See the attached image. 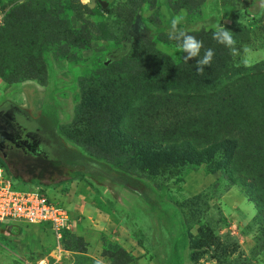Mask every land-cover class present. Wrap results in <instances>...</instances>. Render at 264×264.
I'll use <instances>...</instances> for the list:
<instances>
[{"label":"rangeland","instance_id":"1","mask_svg":"<svg viewBox=\"0 0 264 264\" xmlns=\"http://www.w3.org/2000/svg\"><path fill=\"white\" fill-rule=\"evenodd\" d=\"M255 2L0 0V108L52 161L25 171L22 161L35 159L10 150L0 173L72 217L58 237L42 224H1L0 264H264V12ZM178 16L179 29L203 35L188 62L168 38ZM217 25L235 52L210 39ZM209 48L217 57L193 80ZM220 49L228 64L217 70Z\"/></svg>","mask_w":264,"mask_h":264},{"label":"built area","instance_id":"2","mask_svg":"<svg viewBox=\"0 0 264 264\" xmlns=\"http://www.w3.org/2000/svg\"><path fill=\"white\" fill-rule=\"evenodd\" d=\"M10 221L46 225L58 237L69 228L72 217L67 208L39 189H19L0 173V225ZM34 264H47V261L42 258Z\"/></svg>","mask_w":264,"mask_h":264},{"label":"flooded vegetation","instance_id":"3","mask_svg":"<svg viewBox=\"0 0 264 264\" xmlns=\"http://www.w3.org/2000/svg\"><path fill=\"white\" fill-rule=\"evenodd\" d=\"M25 125V124H24ZM23 125V121L17 118V115L5 108H0V156L5 159L6 152L10 150H20L22 154H29L34 161L26 159L22 161V167L25 171H35L43 173L51 168L52 161L46 158L45 153L38 148V140ZM43 160H50L43 164ZM28 164V165H27ZM43 166L47 167L44 168Z\"/></svg>","mask_w":264,"mask_h":264},{"label":"clouds","instance_id":"4","mask_svg":"<svg viewBox=\"0 0 264 264\" xmlns=\"http://www.w3.org/2000/svg\"><path fill=\"white\" fill-rule=\"evenodd\" d=\"M259 11L264 12V0H256L252 5ZM181 17H175L171 21L170 31L168 33L169 40L175 41L174 50L179 52V58L183 59L184 62H188L191 58H196L200 56V50L203 47V42L198 40L195 36L187 34L186 31L179 29L178 25L181 23ZM243 18L238 21L242 23ZM212 38L219 44L224 45L233 52L236 51L235 44L236 41L232 35V32L226 29L224 26L217 25V30L213 33ZM247 52L248 49H245ZM215 53L214 50L209 48L205 50L204 55L196 60V72L199 75H203L205 71V66H210ZM245 65L250 66L245 60Z\"/></svg>","mask_w":264,"mask_h":264},{"label":"trees","instance_id":"5","mask_svg":"<svg viewBox=\"0 0 264 264\" xmlns=\"http://www.w3.org/2000/svg\"><path fill=\"white\" fill-rule=\"evenodd\" d=\"M193 36H195L198 40H202L203 38H202V34L201 33H195V34H193ZM209 36H210V39H211V36H213V34L212 33H210L209 34ZM125 49H127V48H125ZM221 50V49H220ZM125 53H126V51H124V53H123V51H121L119 54H116V55H114L113 56V59H115V60H118V59H120L122 56H124L125 55ZM216 57H217V54L215 55ZM219 56H220V60H219ZM216 57H215V59H216ZM224 57H226V55H225V51L224 50H221V53L219 54L218 53V60H217V65L215 66L216 68H217V70H221V69H225L226 68V65L228 64V60H226L225 61V58ZM196 70V69H195ZM195 71H193L192 72V75H191V78L193 79V80H198L197 78H200V77H202L203 75H198L197 74V72L195 73ZM253 90H254V87L252 88ZM242 137H243V133H241V139H242ZM74 157H81V156H79L76 152H73V151H71L70 152ZM54 161H57L58 163L59 162H63L62 160H61V158H54ZM6 170V169H5ZM7 172V171H6ZM15 176V175H14ZM118 176H119V183H121V184H123L124 186H126V187H128V188H131V187H133L134 186V184L132 183L134 180H133V178H131V177H129V176H127V175H125L124 173H120V174H118ZM42 184V183H41ZM44 184V183H43ZM42 184V185H43ZM46 185V184H45Z\"/></svg>","mask_w":264,"mask_h":264},{"label":"water","instance_id":"6","mask_svg":"<svg viewBox=\"0 0 264 264\" xmlns=\"http://www.w3.org/2000/svg\"><path fill=\"white\" fill-rule=\"evenodd\" d=\"M90 2H93L94 0H89ZM99 4L101 5V6H104L105 5V3L104 2H101V1H99Z\"/></svg>","mask_w":264,"mask_h":264},{"label":"crops","instance_id":"7","mask_svg":"<svg viewBox=\"0 0 264 264\" xmlns=\"http://www.w3.org/2000/svg\"><path fill=\"white\" fill-rule=\"evenodd\" d=\"M43 186H45V185H43Z\"/></svg>","mask_w":264,"mask_h":264}]
</instances>
